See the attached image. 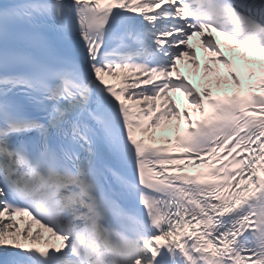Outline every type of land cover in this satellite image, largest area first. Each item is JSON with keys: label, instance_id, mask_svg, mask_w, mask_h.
<instances>
[{"label": "snow or ice", "instance_id": "obj_1", "mask_svg": "<svg viewBox=\"0 0 264 264\" xmlns=\"http://www.w3.org/2000/svg\"><path fill=\"white\" fill-rule=\"evenodd\" d=\"M213 30L264 50V0L0 2V264H264V67L249 94L206 88L213 111L185 110L186 151L137 135L179 120L172 90L204 113L179 62L199 65L200 36L230 64ZM122 70L140 75L105 79ZM221 149L231 158L207 172H167ZM45 228L59 245H37Z\"/></svg>", "mask_w": 264, "mask_h": 264}, {"label": "bare ground", "instance_id": "obj_2", "mask_svg": "<svg viewBox=\"0 0 264 264\" xmlns=\"http://www.w3.org/2000/svg\"><path fill=\"white\" fill-rule=\"evenodd\" d=\"M200 43V42H199ZM198 43V44H199ZM230 45H234V43H230ZM207 52L208 53H210V54H214V55H218L217 53H215L212 49H209V50H207ZM187 58H189V61L191 62V63H193V61H192V58L190 57V56H186ZM196 59H198L197 57H196ZM219 73V71H211V72H207V73H205V75H204V83H205V85L207 86V87H211V88H215V87H217L221 82H225L226 81V79H225V77H223V76H221L220 74H218ZM181 104H182V102H181ZM27 223L28 222H26V221H19L18 222V225H19V227L21 228V229H23V228H25L26 226H27ZM34 226L35 225H31V227H32V230L33 231H35V229H34ZM47 230L46 229H43V233H45ZM43 240V239H42ZM20 241L21 242H25L24 240H23V234L21 235V237H20ZM39 241V240H38ZM31 242V241H30Z\"/></svg>", "mask_w": 264, "mask_h": 264}]
</instances>
